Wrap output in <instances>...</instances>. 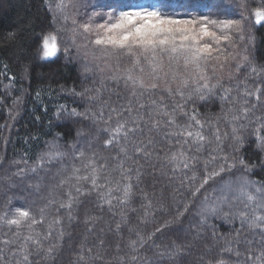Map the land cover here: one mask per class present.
Segmentation results:
<instances>
[{
	"label": "trees",
	"instance_id": "1",
	"mask_svg": "<svg viewBox=\"0 0 264 264\" xmlns=\"http://www.w3.org/2000/svg\"><path fill=\"white\" fill-rule=\"evenodd\" d=\"M81 1L85 5L78 20L63 25L54 10L57 0H0V217L5 218L0 221V241L15 240L0 243V264H264L261 229L249 228L237 216L226 217V209L207 215L201 223L205 205L217 203L222 185L235 187L246 179L264 187V23L255 24L254 17L255 10H264V0ZM140 5H156L179 18L208 15L240 22L241 30L231 31L232 40L221 45L225 55L230 54L224 70L218 67L223 58L209 65L210 84L219 80V87L202 99L191 84L182 86L191 69L185 70L182 61L179 66L169 65L167 58L156 80L147 61L141 59L135 66L134 58L127 55L105 54L91 43L95 33L82 28L104 22L106 13ZM50 34L57 37L59 51L44 58L42 41ZM173 68L178 73L175 80ZM129 73L158 87L133 85L127 80ZM225 88L231 89L238 103L224 98ZM178 89L184 91L183 99ZM241 106L249 109L247 118L239 112ZM161 109L174 113L180 125L189 123L184 112H195L205 122L211 143L199 149L195 143L184 145L180 137L171 135L175 127L163 123L166 118H161L158 129L150 130L152 116ZM234 115L241 118L233 120ZM134 120L142 132L130 134L127 140L121 133L111 146H104L114 137L118 122L130 127ZM216 127L221 132L219 148L213 136ZM234 135L242 142L237 143ZM149 138L152 155L136 156L133 142L147 143ZM121 146L131 159L120 152ZM181 149L189 167L174 169L165 157ZM90 160L97 167L107 165L96 188L90 179L77 180L73 175L79 169L76 175L90 176L91 168L86 167ZM221 166L225 171L194 197L206 172ZM127 184L131 198L121 204ZM69 194L71 208L61 207ZM17 208L29 210L37 220L43 215V223L32 232L40 234L41 244L28 243V262L19 251L29 235L27 225L17 229L6 223ZM56 219L60 223L53 224L51 237L45 239ZM50 246L55 248L52 256L47 254ZM177 249L181 254L173 256ZM80 253L83 261L78 259Z\"/></svg>",
	"mask_w": 264,
	"mask_h": 264
},
{
	"label": "snow or ice",
	"instance_id": "2",
	"mask_svg": "<svg viewBox=\"0 0 264 264\" xmlns=\"http://www.w3.org/2000/svg\"><path fill=\"white\" fill-rule=\"evenodd\" d=\"M97 15V14H94ZM107 20L103 23L96 24L95 27L91 24H84L82 28L85 33H95V39L91 41L94 46L99 47L107 55H116L120 54L127 55L134 58L133 64L139 66L141 64V59L148 62L149 66L152 69L153 78L159 80L161 77L157 74L158 71H163L164 60L167 58L169 65L179 66L180 62H183V68L185 70L191 69V73L182 78L183 88H188L189 84L193 86V92L199 95L202 99L205 93H211L215 88L220 86L219 80L216 84H210V80L213 79L209 75V65L211 61L215 60L220 62L223 58V62L218 64V67L221 71L224 70L225 64L227 63L230 54L225 55V49L221 46L223 43L229 42L232 40L230 32L233 30H241V24L237 20L233 19H215L211 18L208 15H201L199 17L192 18H179L173 15H168L163 13L157 8L150 7H138V8H129L127 10H121L118 14L109 12L106 14ZM255 24L260 25L264 23V10L257 9L254 12ZM43 52L42 55L44 58H50L57 55L59 51V46L57 43V37L55 35H45L42 41ZM235 59V57H231ZM247 59V57H245ZM139 71L143 72L144 69L141 67ZM211 71L215 73L216 66H212ZM165 77L167 73L165 72ZM178 73L175 68L172 70V79L175 80ZM127 80L131 81L133 85H138L140 88L156 89L158 85L156 83L145 84V81L141 77L133 78L129 73ZM169 94H172L171 88L168 89ZM193 92H189L188 98L191 99ZM231 89H224V98L231 99L234 102L238 103L236 97L230 95ZM259 93V89L257 90ZM177 94L183 99L184 91L181 89L177 90ZM246 95H251V93H245ZM135 95V93H133ZM257 100H259V95L257 94ZM155 104V102H153ZM247 100L244 101L246 105ZM143 107V105H141ZM181 109L182 105H178ZM129 113L132 111L131 107L127 110ZM231 111V109H230ZM115 112V109H113ZM239 112L242 113L244 118H247L249 109L247 107L241 106ZM117 115H121L117 113ZM183 115L188 116L189 123L186 125H180L176 121L174 113H169L166 110L161 109L159 112H155L152 116L151 129H158L162 119L163 123L169 127H175V131L171 133L173 136L181 138V141L184 145L195 143L199 147H203L206 143L210 144L211 141L205 135V122L197 118L195 112L189 114L184 112ZM101 116L103 113L101 112ZM241 117L239 115H234L233 120H239ZM111 119V118H109ZM140 120L143 121V117H140ZM137 131H143L140 123H137L135 120L132 122L130 127L126 126V122H118L116 127L113 129L115 133L112 139H108L104 142L105 147H109L113 144L116 136L123 134V137L127 140L130 134H134ZM233 134L236 133V128L232 129ZM227 135L226 133L224 134ZM213 136L217 142V147L219 148L221 142V132L218 127L213 130ZM234 140L237 143H241V137L234 135ZM153 144L151 138L148 139L147 143L143 141L133 142V151L136 156L141 154L148 158L152 153L148 150ZM120 152L124 154L126 158L131 159L128 156L127 148L124 146L120 147ZM159 155V153H157ZM59 155V154H58ZM79 155L82 157L84 153L81 151ZM213 160L216 158L212 157ZM165 159L174 165L175 168L183 167L187 169L189 164L187 162V157L185 156L184 151L172 152L169 156H166ZM227 161V157L223 158ZM243 163V161H241ZM234 165H228L229 168ZM86 167L91 168V175L79 176L76 173L79 172V169H74L73 175L77 180H91L93 188L97 187L99 173L107 167L106 164L100 165L97 167L94 160H90L89 164ZM123 168V163L119 165ZM130 171V170H129ZM225 171V168L221 166L218 171H213L211 173L205 174V177L201 181L198 187H196L192 193L195 197L200 193L201 189L209 183V180L214 179L217 176H220ZM123 175V173H122ZM72 177H69L71 179ZM126 178H130L127 177ZM62 181L61 183H65ZM253 182L248 180H243L237 186H233L231 183H226L220 187V195L217 197V203L212 205H205L201 213V223L204 222V219L207 215H216L218 212L223 211L224 204L234 203L236 201L245 202L244 207L247 209L250 205H255L252 209V215L249 217V213L244 210H238L234 213L235 216L239 217L242 223L247 222L249 228H259L261 231H264V190L257 187L255 192L250 190V185ZM119 182H117L118 186ZM77 191H80L78 188ZM108 195H112V189L109 188ZM131 198V184H127L123 189V196L120 198V203H126ZM207 201V197H205ZM107 203L111 205L112 200H107ZM61 207L71 208L72 198L69 194L68 202L61 203ZM231 206V204H230ZM43 209L41 212L43 213ZM230 212H224V215L229 216ZM4 217H0V221L4 220ZM6 223L9 226H16L17 229L21 228L24 225H27L29 229V235L24 238V243L19 249L22 259L24 262H28L29 253H28V243L31 242L37 246L41 244L39 233L32 235L34 226L38 223H43V215L41 219L37 220L29 210L23 208H17L15 210L14 216L11 219H7ZM60 220L56 219L49 224V231L45 236V239L51 237L53 224H59ZM156 231H160L157 229ZM17 236L20 235L19 231L16 233ZM142 239V238H141ZM5 245L14 244L15 240H3L0 241ZM136 241L131 242V246L134 248ZM2 251V250H0ZM91 252V248L88 249ZM55 248L50 246L47 248V254L49 256L54 255ZM181 251L177 249L173 256L180 255ZM15 255V253H13ZM239 255V252H237ZM249 255V259H251ZM79 261L84 260V254H78ZM17 264H20V261H17ZM223 264V262H219Z\"/></svg>",
	"mask_w": 264,
	"mask_h": 264
},
{
	"label": "rangeland",
	"instance_id": "3",
	"mask_svg": "<svg viewBox=\"0 0 264 264\" xmlns=\"http://www.w3.org/2000/svg\"><path fill=\"white\" fill-rule=\"evenodd\" d=\"M56 4L58 5V7H56V9H54L56 12V16H58L60 18L59 22L62 21L63 25H65V23L70 19H72L73 21L78 20L77 15L84 8L85 2L81 1V0H57ZM138 7H145V6L140 5V6H136L134 8H138ZM156 7H157L156 5H153V7H151V8H156ZM76 12H77V14H76ZM118 13H114V14H118ZM106 20H107V18H106ZM104 22H105V20H104ZM100 23H103V22H100ZM93 27H95V26H93ZM257 187L264 190L263 186H254L253 184L250 185V190L255 192V189ZM244 203H246V201L243 203L240 201H236L234 203L230 202L231 206H230V204H224L223 209H226V212L232 213L231 215H233V216H235L234 212H236L238 210H244V211H247L249 213V217H251L252 209H253V207H255V205H250L247 209H245Z\"/></svg>",
	"mask_w": 264,
	"mask_h": 264
}]
</instances>
